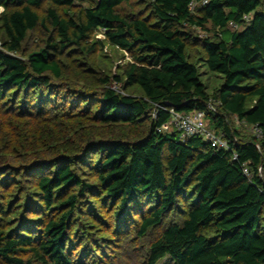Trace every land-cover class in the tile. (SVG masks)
Instances as JSON below:
<instances>
[{
    "label": "trees",
    "instance_id": "1",
    "mask_svg": "<svg viewBox=\"0 0 264 264\" xmlns=\"http://www.w3.org/2000/svg\"><path fill=\"white\" fill-rule=\"evenodd\" d=\"M45 1L0 0V107L38 119L57 103L62 114L82 111L93 123L64 128L34 150L33 160L18 165L32 171L41 207L61 211L40 220L38 235L0 230V264H104L85 262L69 248L76 191L100 188L119 202L122 218L129 210L139 216L141 237L160 228L148 248L149 264L165 258L173 264H264V0H150V16L124 12L129 0H47L41 16L37 9ZM193 1L198 5L191 10ZM185 24L215 29L201 40L208 68L223 79L213 94L189 55V35L180 29ZM39 28L45 41L27 51L29 33ZM99 29L132 57L114 79L123 91L136 86L140 93L113 90L108 76L94 89L82 83L79 66L70 78L66 59L77 50L94 52L91 40ZM171 108L205 111L209 128L229 148H215L200 135L158 131ZM233 116L260 134L240 137ZM120 124L133 132L106 134L105 126ZM76 163L96 179L85 181ZM15 184L11 175L0 176L1 187Z\"/></svg>",
    "mask_w": 264,
    "mask_h": 264
},
{
    "label": "rangeland",
    "instance_id": "2",
    "mask_svg": "<svg viewBox=\"0 0 264 264\" xmlns=\"http://www.w3.org/2000/svg\"><path fill=\"white\" fill-rule=\"evenodd\" d=\"M95 2L96 0H92L84 5L95 4ZM49 6L50 2L46 0L37 9L39 14L45 16ZM121 9L128 13L150 16V0H129L121 6ZM207 27L202 29L185 24L180 29L189 35V55L198 64L201 78L207 85L208 91L213 94L223 79L220 74L212 72L206 64V53L201 40L215 33L211 25ZM230 30L235 29L230 27ZM46 37L43 28L30 32L25 48L27 51L37 48V45L43 43ZM91 41L97 43L94 52L86 55L77 50L66 61L69 64L70 78L76 76L79 66L83 76L82 83L87 81L92 88L99 89L102 85L100 78L108 76L112 82L116 81L114 77L122 75V68L132 60V57L127 51L111 44L101 29L94 34ZM119 85L122 86L123 82H119ZM124 91L140 93L136 86ZM230 119L238 129L240 137L246 139L257 135L253 126L240 123L236 116ZM92 123L87 116L82 115V111L76 116L62 114L57 103L49 106L46 116L38 119L19 117L9 106L0 107V167L14 164L18 169L13 171L8 167L4 170L0 168V176L11 175L16 181V186L11 185L12 189L0 186V230L11 233L15 237L21 234L38 235L43 229V226L39 225L40 220L59 215L61 211L59 208L53 212H46L41 207L42 197L35 185L36 179L31 177L32 171H22L18 165L33 160L34 150L43 146L45 142L52 141L53 137L61 134L60 131L64 128L70 132V128L75 129L74 127H80L79 125L91 127ZM104 130L111 136L112 131L123 134L133 132V127L120 124L105 126ZM42 151L55 152L53 148ZM73 165L85 181L96 179V174L91 168L80 163ZM12 182L10 181V184ZM76 193L78 202L71 214L69 230V248L75 257H81L85 262L98 261L104 264H149L148 248L151 241L158 235L160 228H155L148 235L141 237L137 233L139 216L132 210H129L124 218L118 215L119 202L106 198L102 188L88 190L83 194L78 191ZM158 264H173V262L170 258H165Z\"/></svg>",
    "mask_w": 264,
    "mask_h": 264
},
{
    "label": "built area",
    "instance_id": "3",
    "mask_svg": "<svg viewBox=\"0 0 264 264\" xmlns=\"http://www.w3.org/2000/svg\"><path fill=\"white\" fill-rule=\"evenodd\" d=\"M208 2V0H203V3ZM198 5L197 1H193L190 4V9L194 10L195 7ZM4 8L1 7L0 11H2ZM247 20L249 17H245ZM232 28H237V25L234 22H230L229 24ZM111 88L113 90H116L117 92L124 93V91L121 89V86L119 83L114 81L111 85ZM209 107L212 110H215L213 105L210 104ZM171 113V119L164 123L161 127L158 128V131L160 132H173V131H179L181 133L182 138H186L192 135H200L204 137L205 139H208L211 143V145L215 148H229V142L218 135L215 131L209 128L206 113L205 111H194L191 113H183L176 111L175 108L170 109ZM257 134H260V130L258 128H255ZM234 159H237V154H234ZM244 172L246 174L248 173V168L244 167ZM260 173L262 174V169L260 168Z\"/></svg>",
    "mask_w": 264,
    "mask_h": 264
}]
</instances>
